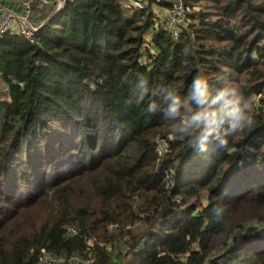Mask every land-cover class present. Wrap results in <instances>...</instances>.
<instances>
[{
  "label": "trees",
  "instance_id": "obj_1",
  "mask_svg": "<svg viewBox=\"0 0 264 264\" xmlns=\"http://www.w3.org/2000/svg\"><path fill=\"white\" fill-rule=\"evenodd\" d=\"M58 1L0 35V264H264V0H183L171 26L174 0ZM221 67L254 117L226 147L127 103L137 73L183 94Z\"/></svg>",
  "mask_w": 264,
  "mask_h": 264
},
{
  "label": "clouds",
  "instance_id": "obj_2",
  "mask_svg": "<svg viewBox=\"0 0 264 264\" xmlns=\"http://www.w3.org/2000/svg\"><path fill=\"white\" fill-rule=\"evenodd\" d=\"M149 95L162 97L163 103L152 100L147 103L146 112L160 113L172 134L185 138L200 153L206 152L212 142L226 147L229 133L235 137L253 124L250 100L233 86L226 67L211 76L198 70L183 94L171 84L152 88L146 77L137 73L127 103L140 104ZM215 217L217 222H224V207L215 208Z\"/></svg>",
  "mask_w": 264,
  "mask_h": 264
},
{
  "label": "built area",
  "instance_id": "obj_3",
  "mask_svg": "<svg viewBox=\"0 0 264 264\" xmlns=\"http://www.w3.org/2000/svg\"><path fill=\"white\" fill-rule=\"evenodd\" d=\"M38 1V7L43 8L48 6L51 0H25L22 4L21 13H15L11 11H6L0 16V35L7 33L8 31H15L25 38H32L40 30L41 26H36L31 21V17L34 14V3ZM66 0H64L65 2ZM131 1V0H130ZM138 3L145 2L148 0H135ZM132 2V1H131ZM161 2V1H159ZM177 3V4H176ZM62 0L58 1L57 8L62 9ZM185 17V8L183 5V0H174L173 9L171 15L167 20V26L173 25L176 21H180ZM167 146L165 140L160 141V152H162ZM72 233H75L74 229H71ZM48 254V253H47ZM91 261H87L89 264ZM40 264H53L51 257L44 255L41 259Z\"/></svg>",
  "mask_w": 264,
  "mask_h": 264
},
{
  "label": "rangeland",
  "instance_id": "obj_4",
  "mask_svg": "<svg viewBox=\"0 0 264 264\" xmlns=\"http://www.w3.org/2000/svg\"><path fill=\"white\" fill-rule=\"evenodd\" d=\"M5 1H6V4L8 6H11V9L13 11H16V13H19L20 10H22V4L25 0H0V9H3L5 7L2 5V2H5ZM120 1H121V4L125 10H128L131 8L132 3L130 0H120ZM34 15H35V9H34ZM37 17L34 19L35 23H37ZM40 23H42V22H40ZM40 23H38V24H40ZM3 88H4V86H3ZM2 92H3V89H2ZM110 229L112 230V229H117V228L116 227H110ZM93 241H95V239ZM114 245L115 244L113 241H111V242L104 241L101 244V246H104V248H106V247L112 248V247H114ZM47 253H49V252H45L44 255L47 257H51L53 264H88L87 261H89V260L91 261L89 264H93L96 261L95 255H94V257H95L94 258L93 255H91V252H89L86 257H84V255H74V257L73 256L68 257L67 255L56 256V255H52L51 253L50 254H47ZM93 254H94V252H93ZM44 255H43V257H44Z\"/></svg>",
  "mask_w": 264,
  "mask_h": 264
},
{
  "label": "crops",
  "instance_id": "obj_5",
  "mask_svg": "<svg viewBox=\"0 0 264 264\" xmlns=\"http://www.w3.org/2000/svg\"><path fill=\"white\" fill-rule=\"evenodd\" d=\"M6 10H10L13 11L11 9V6H5L3 9H0V14H2L3 12H5ZM38 13V12H37ZM43 13H38V17H37V22L42 21L43 17L41 16Z\"/></svg>",
  "mask_w": 264,
  "mask_h": 264
},
{
  "label": "water",
  "instance_id": "obj_6",
  "mask_svg": "<svg viewBox=\"0 0 264 264\" xmlns=\"http://www.w3.org/2000/svg\"><path fill=\"white\" fill-rule=\"evenodd\" d=\"M62 4H63V5H62V7H63V6H64V4H65L64 0H62ZM7 11H8V10H7Z\"/></svg>",
  "mask_w": 264,
  "mask_h": 264
}]
</instances>
